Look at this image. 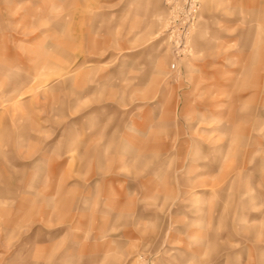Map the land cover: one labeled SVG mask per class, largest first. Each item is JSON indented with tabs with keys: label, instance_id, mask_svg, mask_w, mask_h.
Returning <instances> with one entry per match:
<instances>
[{
	"label": "rangeland",
	"instance_id": "rangeland-1",
	"mask_svg": "<svg viewBox=\"0 0 264 264\" xmlns=\"http://www.w3.org/2000/svg\"><path fill=\"white\" fill-rule=\"evenodd\" d=\"M0 264H264V0H0Z\"/></svg>",
	"mask_w": 264,
	"mask_h": 264
},
{
	"label": "bare ground",
	"instance_id": "bare-ground-1",
	"mask_svg": "<svg viewBox=\"0 0 264 264\" xmlns=\"http://www.w3.org/2000/svg\"><path fill=\"white\" fill-rule=\"evenodd\" d=\"M89 63V62H88ZM91 65V64H90Z\"/></svg>",
	"mask_w": 264,
	"mask_h": 264
},
{
	"label": "crops",
	"instance_id": "crops-1",
	"mask_svg": "<svg viewBox=\"0 0 264 264\" xmlns=\"http://www.w3.org/2000/svg\"><path fill=\"white\" fill-rule=\"evenodd\" d=\"M90 64V63H89Z\"/></svg>",
	"mask_w": 264,
	"mask_h": 264
}]
</instances>
